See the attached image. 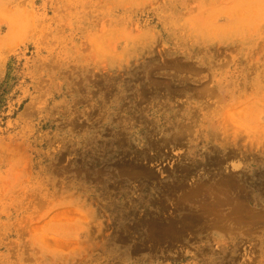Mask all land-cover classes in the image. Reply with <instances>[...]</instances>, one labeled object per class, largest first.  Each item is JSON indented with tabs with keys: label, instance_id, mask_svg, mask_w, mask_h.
Returning a JSON list of instances; mask_svg holds the SVG:
<instances>
[{
	"label": "rangeland",
	"instance_id": "obj_1",
	"mask_svg": "<svg viewBox=\"0 0 264 264\" xmlns=\"http://www.w3.org/2000/svg\"><path fill=\"white\" fill-rule=\"evenodd\" d=\"M0 264H264V0H0Z\"/></svg>",
	"mask_w": 264,
	"mask_h": 264
}]
</instances>
